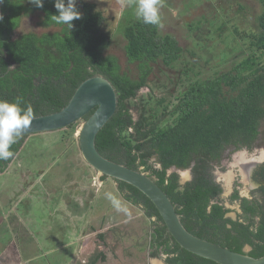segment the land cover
Returning a JSON list of instances; mask_svg holds the SVG:
<instances>
[{"label":"trees","instance_id":"trees-1","mask_svg":"<svg viewBox=\"0 0 264 264\" xmlns=\"http://www.w3.org/2000/svg\"><path fill=\"white\" fill-rule=\"evenodd\" d=\"M214 1V0H212ZM259 5L254 30L239 31L251 51L231 69L213 78L188 81L175 103L160 98L156 106L161 116L134 120L128 103L147 85L151 64L160 61L171 67L179 61L182 48L171 35H159L158 26L146 25L132 16L121 28L128 62L138 64V77L120 72L117 59L104 55L109 33L104 31V16L94 3L76 0L81 19L73 28L56 24L54 0H43L36 8L28 0L0 2V100L21 101L30 105L34 117L60 111L75 89L87 78L99 75L113 86L117 105L112 117L95 138V148L104 158L129 169L148 172L173 204L184 228L192 235L258 258L264 255V164L255 179L259 195L240 197L238 190L228 197L239 204L236 219L226 217L229 209L222 199V189L212 178L226 149L252 150L264 119V0ZM40 14L39 25L56 28L53 32L22 33L15 36L23 18ZM83 120H86L90 114ZM170 118L164 121V117ZM73 127V124L65 129ZM61 129V130H65ZM60 131V130H58ZM25 137H19L9 151L13 156L0 159V175L14 164ZM77 148L80 152L78 141ZM143 170H140V168ZM191 169V180L183 185L178 175L168 169ZM151 178V176L148 174ZM102 176L100 180H104ZM118 194L132 206L139 207L151 220L150 256H165L166 264H216L193 255L172 239L151 201L124 182L113 180ZM100 260H104L100 256ZM93 264V263H92Z\"/></svg>","mask_w":264,"mask_h":264},{"label":"rangeland","instance_id":"rangeland-1","mask_svg":"<svg viewBox=\"0 0 264 264\" xmlns=\"http://www.w3.org/2000/svg\"><path fill=\"white\" fill-rule=\"evenodd\" d=\"M87 1L104 16L103 29L109 33L104 55L115 57L120 72L136 79L138 64L128 62L121 34L128 18H136V0ZM161 4L159 35L176 39L182 55L171 67L160 61L151 64L147 85L128 103L134 120L161 116L162 109L156 106L160 98L175 103L188 81L213 78L251 52L233 27L256 28L255 0H161ZM40 18L39 13L23 18L15 36L57 30L41 27ZM166 120L170 118L165 116ZM82 122L27 136L14 164L0 175V264H162L160 254L150 256L151 220L123 200L112 179L101 182L83 160L77 148ZM259 131L253 150L233 154L228 149L213 170L225 189L227 215L235 219L239 206L228 200L235 182L239 196L251 197V186L236 159L251 162L261 154L264 160V119ZM187 172L181 171L180 179L187 178ZM100 256L104 260L97 259Z\"/></svg>","mask_w":264,"mask_h":264},{"label":"water","instance_id":"water-1","mask_svg":"<svg viewBox=\"0 0 264 264\" xmlns=\"http://www.w3.org/2000/svg\"><path fill=\"white\" fill-rule=\"evenodd\" d=\"M116 105L117 96L113 86L106 78L96 75L84 80L60 111L34 117L28 130L20 137L58 131L83 121L77 133V141L86 164L99 175L131 185L147 197L159 213L166 231L180 248L216 264H264V255L258 258L247 255L249 246L243 248V253H237L192 235L184 228L173 204L154 179L99 154L95 148L96 135L112 117ZM90 112V116L83 120ZM249 169L243 167L247 174ZM226 217L235 219L234 215L226 214Z\"/></svg>","mask_w":264,"mask_h":264},{"label":"clouds","instance_id":"clouds-1","mask_svg":"<svg viewBox=\"0 0 264 264\" xmlns=\"http://www.w3.org/2000/svg\"><path fill=\"white\" fill-rule=\"evenodd\" d=\"M28 2L36 8L43 7V0H28ZM161 6V0H136V18L146 25L162 27L159 12ZM54 7L58 14L50 16L51 19L58 25L66 26L68 30L73 28L74 20L81 19L76 0H54ZM2 20L3 17L0 16V21ZM20 104L19 99L11 103L0 100V159L6 160L13 156V152L9 151L11 145L17 142V139L28 130L34 120L31 106L22 108Z\"/></svg>","mask_w":264,"mask_h":264},{"label":"flooded vegetation","instance_id":"flooded-vegetation-1","mask_svg":"<svg viewBox=\"0 0 264 264\" xmlns=\"http://www.w3.org/2000/svg\"><path fill=\"white\" fill-rule=\"evenodd\" d=\"M257 143H258V139H257L255 145H257ZM254 147H255V146H254ZM254 147L252 148V150L254 149ZM230 150L233 151V154H234V153H237V152L240 151V150H235V149H233V148H230ZM227 151H228V149H226V150L223 152L222 157H224L225 155H226V156L228 155L229 151H228V152H227ZM244 151L247 152V151H251V150H247V149L244 148ZM226 152H227V153H226ZM261 156H262V155L259 154L258 157L255 158V161H256V162H254L253 165H252V160H251V162H250V161H246V162H245V161L242 160V159H236L237 166H241L242 168L244 167V169L247 168V167H250L248 174H246V171H245V174H244V176L247 175V181H248L249 185L251 186V197H250V198L259 195V191H258V190H259L261 184H260L259 181H257V180L255 179V175H256V172L258 171V167H259L260 165L264 164V160H262V159H263V156H262V158H261ZM259 159H261V161H259ZM247 162H249V163H247ZM221 163H222V159L220 160V163H219V164H221ZM216 166H217V165H216ZM141 168H142V167H141ZM214 168H215V165L213 166V169H212V178H213V181H214L216 184H219L220 188L222 189V194H223L225 189H223L221 183H219V181L216 180V177H215L216 175L214 174V171H213ZM142 170H143V168H142ZM186 170H188L189 172H188V174H187V178H184V183H181V180H182V179H180V175H179V173L181 172V170H176L174 167H171L170 169H168L167 174H170V173L175 172V173L178 175V183H179L180 185H183V184H185L186 182H188V181L191 180V175H192V174H191V169L189 168V169H186ZM186 170H182V171H186ZM145 173H147V175L149 174V175L151 176V178L154 179V177H153L150 173H148V172H145ZM229 181H230V179H227V182H229ZM237 186H238V184L235 182L232 191H229L230 195L234 192L235 189L237 190V188H238ZM222 194H221V195H222ZM240 197H241V196H240ZM237 204H238V203H237ZM238 206H239V204H238ZM160 256H161V262H162V264H166V262H165V256L162 255V254H160ZM156 263H157V262H156ZM157 264H159V263H157Z\"/></svg>","mask_w":264,"mask_h":264},{"label":"bare ground","instance_id":"bare-ground-1","mask_svg":"<svg viewBox=\"0 0 264 264\" xmlns=\"http://www.w3.org/2000/svg\"><path fill=\"white\" fill-rule=\"evenodd\" d=\"M254 164V161H252V165ZM246 174H247V172H246ZM186 177V176H185ZM246 177H247V175H246ZM228 179V178H227ZM154 264H157L156 262L154 263Z\"/></svg>","mask_w":264,"mask_h":264}]
</instances>
